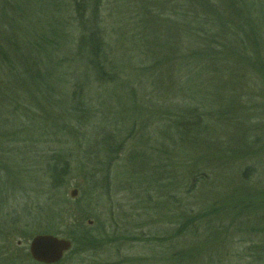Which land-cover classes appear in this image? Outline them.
Instances as JSON below:
<instances>
[{
	"label": "rangeland",
	"instance_id": "rangeland-1",
	"mask_svg": "<svg viewBox=\"0 0 264 264\" xmlns=\"http://www.w3.org/2000/svg\"><path fill=\"white\" fill-rule=\"evenodd\" d=\"M174 1L103 0L102 28L115 67L108 84L88 81L74 34L55 52L62 67L37 112L41 125L22 133L30 136L20 149L29 159L16 163L23 176L0 189L4 211L19 218L8 241L19 259L46 228L81 249L73 235L79 225L106 238L86 255H69L70 249L57 264H246L243 249L264 229V81L258 90L230 92L220 74L181 72L174 48L204 52L232 32L212 18L211 42L184 41L180 18L165 12ZM57 4L63 19L73 18L67 0ZM209 8L200 10L211 17ZM184 111L204 114L201 129L178 132L173 121ZM96 132L120 149L107 191L91 189L81 164L84 139ZM56 153L65 154L68 175L51 190L46 168ZM73 189L77 196L70 198ZM247 196L257 206L230 210ZM202 213L204 222L181 235L188 215Z\"/></svg>",
	"mask_w": 264,
	"mask_h": 264
},
{
	"label": "trees",
	"instance_id": "trees-1",
	"mask_svg": "<svg viewBox=\"0 0 264 264\" xmlns=\"http://www.w3.org/2000/svg\"><path fill=\"white\" fill-rule=\"evenodd\" d=\"M58 1L0 0V189L4 188L6 191L8 187H12L15 177L19 184V178L23 176L16 163L29 159L25 153H20V149L28 144L26 137L30 136H22V133L29 134L30 127L41 125L43 117H39L37 112L42 102L51 98L54 92V85L58 81V73L54 74V71L62 67V61L55 52L60 50L61 43L66 44L69 41L67 33L75 36L86 78H91L88 81L101 85L108 84L113 79L115 67L109 56V47L102 28L103 0H67L73 13V18L69 21L61 17L63 11L57 7ZM175 1L172 5H167L165 12L170 17L180 18L184 41L197 39L200 42H211L213 30L208 21L212 18L216 21L225 20L224 26L228 27L229 33L232 32L222 37L224 41L220 46L204 52L174 48L176 65L179 63L181 72L187 73L189 67H194L196 75L220 74L225 77L227 84L230 83V92L237 91L235 88L238 87L243 90L260 89V84L263 85L264 81V0ZM202 6L213 8L215 13L211 17L205 15L200 10ZM210 8L207 13H210ZM32 18L33 22L36 21L35 27ZM71 22L76 29L68 32V23ZM71 62L74 63V58H71ZM196 112L186 116L188 111H184L176 122L173 121L178 132L201 129L204 114L201 118ZM94 126L96 125L91 128ZM100 133L96 132L93 136L89 134L84 139L81 164L91 189L107 191L109 169L120 149L118 145L110 144V137ZM46 169L50 189H58L68 175L65 154L51 155ZM25 178L29 179V176ZM3 201L0 195V264H37L28 255L27 258L19 259L13 253L9 245L12 241L9 232L19 224V218L10 213L8 208L4 211ZM258 201L255 196L251 199L247 196L232 202L230 210L252 208L257 206ZM218 210L219 208L211 212L216 213ZM50 214L56 219L54 210L50 209ZM203 215H188L180 225L181 235L188 233L196 224L203 223ZM83 217L85 220L90 215L85 213ZM76 229L77 232L73 235L79 241L78 246L81 249L71 247L69 255L79 257L96 251L95 245L106 238L101 237L99 230L93 227L84 228L78 225ZM50 233L52 232L48 228L43 231V234ZM256 237L257 242H252L242 251L246 264H264L263 228L258 229Z\"/></svg>",
	"mask_w": 264,
	"mask_h": 264
},
{
	"label": "water",
	"instance_id": "water-1",
	"mask_svg": "<svg viewBox=\"0 0 264 264\" xmlns=\"http://www.w3.org/2000/svg\"><path fill=\"white\" fill-rule=\"evenodd\" d=\"M69 196L70 198H75L77 190H71ZM70 249V241L48 234H41L31 238L28 246V255L31 261L37 264H57Z\"/></svg>",
	"mask_w": 264,
	"mask_h": 264
}]
</instances>
